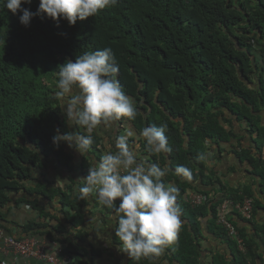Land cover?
Instances as JSON below:
<instances>
[{"label":"trees","instance_id":"16d2710c","mask_svg":"<svg viewBox=\"0 0 264 264\" xmlns=\"http://www.w3.org/2000/svg\"><path fill=\"white\" fill-rule=\"evenodd\" d=\"M238 6L243 12L228 9L224 0H119L116 7L71 27L66 21L57 25L43 17H33L24 27L19 12L0 11V208L10 201V194L20 191L32 196L29 201H16V206L24 203L39 217L25 225L24 234L39 235L48 229L47 239L66 242L63 253L72 264L82 263L85 251L80 240L86 235L82 223L87 200L73 198L75 180L62 191L46 187L47 176L30 173L45 170L50 155L58 158L59 167L70 165L63 147L52 144L54 134L68 132L59 121V102L52 98L54 72L84 51L111 47L119 62L121 89L133 98L138 113L133 121L121 120L120 127L140 136L144 127L167 124L165 135L173 151L156 157L139 140L141 156L173 169L183 164L193 172L191 182L171 173L166 178L179 188L182 227L179 244L168 248L165 258L174 264L260 261L257 242L262 235L247 229L256 227L251 220L257 211L264 213V0H238ZM22 7L35 13L38 0ZM231 116L248 127L253 144L234 151L253 180L237 187L225 185L208 162L198 159L207 153L209 143L237 139ZM93 138L91 150L101 156L104 147ZM94 154L90 153L95 159ZM187 192L201 194L204 201L190 207L183 202ZM244 199L253 203L250 221L239 217L246 223L239 225L229 212L244 245L240 253L216 220L223 201L238 205ZM51 204L56 205L52 214L47 211ZM45 219L51 223L45 224ZM66 225L78 229L76 236L63 237ZM258 230L264 232V225ZM56 233L63 235L56 239ZM113 241L115 247L119 245L115 234ZM208 241L223 250L204 248V252L202 242ZM128 264L152 261L130 259Z\"/></svg>","mask_w":264,"mask_h":264},{"label":"clouds","instance_id":"9594fccd","mask_svg":"<svg viewBox=\"0 0 264 264\" xmlns=\"http://www.w3.org/2000/svg\"><path fill=\"white\" fill-rule=\"evenodd\" d=\"M224 1L227 6L231 7L228 9L241 11L238 0ZM31 3L32 0H0V11L6 9L13 15L19 12V23L24 27L30 25L33 17L50 19L57 25L60 21H66L71 27L77 21L94 18L103 10L116 7L119 0H38L35 13L22 7V5H31ZM262 67L264 70V59ZM118 73L119 62L111 47L84 51L77 55L74 61H66L58 66L57 71L54 72L57 79L55 81L56 90L52 98L59 102V121L66 124L68 132L62 135L61 133L54 134L52 144L55 148H59L60 145L63 147L69 162L72 156L73 160L84 162V165H81L80 177L75 180L76 185L73 187V198L80 201L87 200V205L83 210L84 218L87 214L100 215L101 210H108L109 228L114 227L115 229L114 234L119 243L116 247L119 251L126 253L129 261L130 259L137 262L151 260L152 264H156L157 258L161 257L168 248L179 244L182 227L181 211L177 204L179 188L166 178L171 173L179 177L182 182H191L193 172L190 167L183 164L173 169L167 163L164 165L156 162L150 163L148 157L141 156L138 149L139 140L145 142L146 150L156 157L161 154H170L173 151L165 135L168 125L162 123L158 127H144L140 136L127 128L122 130L120 121H133L138 113L133 98L121 89L117 79ZM112 125L113 140L105 146L96 133ZM56 128L60 129L58 125ZM246 128L248 127H244L243 130L249 135ZM93 137L97 138L104 147L100 149L103 152L101 156L99 152L91 150L94 143ZM206 144L208 146V143ZM221 144L224 143H209L207 153L199 154L198 159L208 162L207 165L212 169L211 165L215 164L213 160L216 158L214 151L216 152V149L220 151ZM92 152L96 154L99 161L90 155ZM77 153L81 155L78 160L75 158ZM44 162L48 163L44 170L46 173L56 168L57 170L63 169L59 167L60 163L55 155H50ZM35 172L30 174L35 176L37 175ZM216 176L219 177L217 172ZM28 183V181L25 182V184ZM19 192L10 194V201L0 208V217H2L0 218V253L10 257L11 264H25L26 262L31 264L32 261L34 264H43L34 259L25 260L18 254H12L5 242L9 239L21 242L37 238L47 240L50 247L56 245L61 249V255L68 257L63 253V248L67 246L66 242L50 241L46 236L24 234L28 221L21 224L17 214L33 212L37 217L33 222H37L39 217L35 210L24 203L16 206V201L19 199L32 200V196L29 197ZM190 195L201 197L202 195L194 192H187L184 195L183 202L193 207L186 201ZM246 200L250 201L252 206L249 219L242 218L237 209ZM51 205V209H47L50 214L54 213L53 208L56 206ZM223 205H225L223 211L231 225L230 211L237 219L240 217L244 221H250L252 218L253 203L250 199H244L238 205L225 200L219 207V211ZM217 220L216 224L219 225ZM44 222L45 224L51 223L48 219ZM8 224L21 229L19 236L22 237L14 236L12 232L10 235L9 232L12 229H8ZM235 230L237 231L236 228ZM226 237L235 243L238 252L244 253V245L238 238V234L237 238H232L227 234Z\"/></svg>","mask_w":264,"mask_h":264},{"label":"crops","instance_id":"0c3cea01","mask_svg":"<svg viewBox=\"0 0 264 264\" xmlns=\"http://www.w3.org/2000/svg\"><path fill=\"white\" fill-rule=\"evenodd\" d=\"M225 115L228 114L226 113ZM230 119L232 121V125H230V127L237 134V139H233L230 140L228 143L221 144L220 151H217V149L216 152L214 151V155H216V158L213 161L215 164L211 165V168H213L217 172V174L219 175V179L221 178V181L224 182L225 185H234L235 187L246 184L248 185L250 182L253 181L248 171V167L245 163H240L239 159L236 158L234 151H236L240 146L248 148L252 147L253 144L250 141V136L245 133V130H243L246 126L243 123L235 122L232 116L230 117ZM262 124H264V115L262 117ZM113 130L114 128L112 125L111 127L102 129L100 132L96 133L97 137L100 138V140L105 146L108 142L113 140ZM80 156L81 155L77 153L75 158L78 160ZM70 158L71 164L66 169L63 168L60 170H53L47 173L43 170L41 172L37 171L35 173L39 177L47 176L46 180L48 182H46L45 180L43 181L46 184V187H58L61 188L62 191H64L68 189V185L70 183H73V180H76L80 177L81 165H84V162L82 163V161L73 160V156ZM32 187H34V185H32ZM252 189L256 190V187H252ZM262 198L263 200L261 201L264 205V197L262 196ZM101 212L102 213L100 215L87 214L83 220L82 229L84 230L83 233H86V235L80 240L81 245H83V249L85 251L84 256L82 254L81 264H128V255L126 253L120 252L119 249L114 246L115 243L113 241V237L115 229L114 227L109 228V211L104 209L101 210ZM17 216L20 218L21 224H24L26 221L33 222V220H36L37 218L33 212H22L21 215L17 214ZM236 218H234L233 220L236 221L239 225L246 224ZM251 223L256 227L252 230H250L249 228L247 229V231L249 230L252 233L257 231V234H259V236L260 234L262 235V237L260 236V242H257L259 246L258 252L261 256L260 261H258L257 264H264V234H262L264 232L258 230L259 227H262L264 225V213H259V211H257V213L254 214V218L251 220ZM64 228L65 235L56 233V239H60L61 235H63V237L66 236V238L72 235L76 236V231H78V229L74 230L68 225H66ZM8 229H12V231L10 232H12L14 236L22 237L19 236L21 233V229H19L18 227L8 224ZM37 236L44 237L45 235L44 232L41 230V232H39V235ZM202 245L203 251L204 248L207 250H216V253L218 252L217 250H223L221 248V245H218L211 241L202 242ZM89 247L92 251L98 253V258L93 256V254L90 252ZM165 253L161 257L157 258L156 264H174L165 258ZM166 257L170 256L167 255ZM10 261V257L0 253V264H11ZM30 263L34 264L33 261Z\"/></svg>","mask_w":264,"mask_h":264},{"label":"built area","instance_id":"2783aa9c","mask_svg":"<svg viewBox=\"0 0 264 264\" xmlns=\"http://www.w3.org/2000/svg\"><path fill=\"white\" fill-rule=\"evenodd\" d=\"M186 201L191 206H196L201 204L203 198L201 196L190 195L186 198ZM224 209L225 205H223L219 211L217 223L225 229L228 236L237 238V231L228 222L226 214L223 211ZM237 209L242 218H250L252 211L250 201H244L241 206L237 207ZM5 242L12 254H18L22 259L25 260L34 259L42 262L43 264H72L70 258L61 255L62 252L60 248H58L56 245H52V247H50L47 240L30 238L21 242H14L10 239ZM25 264L28 263L26 262Z\"/></svg>","mask_w":264,"mask_h":264}]
</instances>
